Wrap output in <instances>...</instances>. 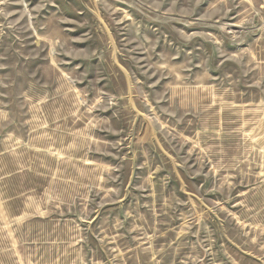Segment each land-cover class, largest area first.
Wrapping results in <instances>:
<instances>
[{
    "label": "rangeland",
    "instance_id": "rangeland-1",
    "mask_svg": "<svg viewBox=\"0 0 264 264\" xmlns=\"http://www.w3.org/2000/svg\"><path fill=\"white\" fill-rule=\"evenodd\" d=\"M0 264H264V0H0Z\"/></svg>",
    "mask_w": 264,
    "mask_h": 264
}]
</instances>
